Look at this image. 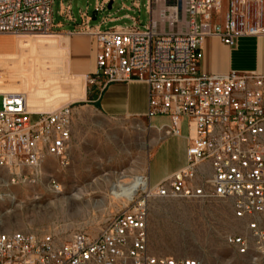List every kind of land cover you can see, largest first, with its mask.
<instances>
[{
  "label": "built area",
  "instance_id": "1",
  "mask_svg": "<svg viewBox=\"0 0 264 264\" xmlns=\"http://www.w3.org/2000/svg\"><path fill=\"white\" fill-rule=\"evenodd\" d=\"M140 1L133 0L129 11H140ZM109 3H97L98 15ZM146 8L145 27L128 16L133 25L106 31L102 25L111 17L91 27L89 7L80 11L79 31L95 40L98 51L89 84L103 91L146 83L148 116L170 118L167 136H180L181 121L188 120L187 165L155 186L148 176L131 178L137 186L129 196L122 182L114 184L110 195L127 201L126 209L96 236L0 234V264H199L150 251L149 206L155 200L231 204L247 235H228L227 244L264 264V75L210 76L199 69L207 38L234 48L242 38L264 37V0H147ZM60 28L53 24V0H0V36H47ZM0 96V169L14 177L12 183H35L49 158L68 168L75 105L36 114L25 95Z\"/></svg>",
  "mask_w": 264,
  "mask_h": 264
},
{
  "label": "crops",
  "instance_id": "2",
  "mask_svg": "<svg viewBox=\"0 0 264 264\" xmlns=\"http://www.w3.org/2000/svg\"><path fill=\"white\" fill-rule=\"evenodd\" d=\"M103 1L97 0V3ZM107 1L114 3L116 0ZM130 8L123 4L122 9L129 11ZM60 15L73 26L66 30L67 37L0 36V40L10 46L7 51H0V94H27L29 110L36 114L51 112L67 99L74 105L84 104L75 107L70 149V166L74 170L70 174L81 169L103 168L105 161V165L122 170L112 173L111 186L124 183L125 180L120 178L123 175L128 179L148 176L152 184V162L166 143L169 147H165V156L171 158L177 146L181 160L166 168L154 181L155 185L183 169L187 165L190 137L188 120L182 119L180 136H167L165 129L171 124L170 118L148 116L149 87L146 83L114 84L103 91L90 85L89 78L97 70L96 42L79 31L81 27L73 15L72 3H62ZM128 16L131 15L122 18ZM122 18L111 17L110 20L115 22ZM59 25L63 28V24ZM63 51H66V58L69 52V64L67 71L61 73L58 65ZM201 54L199 69L203 74L257 71L264 75V37L242 38L234 48L224 45L219 38L210 37L204 41ZM85 108L88 114L82 111ZM91 116L96 117L94 124L87 123ZM159 121L161 125L157 124ZM184 121L187 122V133L182 136ZM122 145H127V149H122ZM83 154H87L88 159H84ZM60 168L59 177L64 178L67 168ZM63 188L58 184L60 191Z\"/></svg>",
  "mask_w": 264,
  "mask_h": 264
},
{
  "label": "rangeland",
  "instance_id": "3",
  "mask_svg": "<svg viewBox=\"0 0 264 264\" xmlns=\"http://www.w3.org/2000/svg\"><path fill=\"white\" fill-rule=\"evenodd\" d=\"M132 1H114L112 10L107 9L99 13L97 21H92L90 26L101 25L105 18H122L129 14L139 21L140 27H145L150 21L146 8L147 0L140 1V11L122 9L123 4L132 6ZM62 3H72L73 15L76 22L81 24L80 11H85L89 7V14L92 16L97 0H53V24H63V28L56 29L53 34L47 36L5 37L49 38L59 35L67 37L66 30L73 26L60 15ZM131 25H133L132 20L122 18L115 22H107L102 25V30ZM9 47L6 41L0 40V51H7ZM60 56L58 71L62 73L67 71L69 52L67 58L66 51H63ZM246 61L249 63L250 59L247 58ZM67 91L70 89L68 88ZM72 103L74 102L67 99L54 110ZM79 106L82 107L84 104L78 103L74 107ZM2 110L3 96H0V111ZM82 111L89 113L87 108ZM37 119V117L32 118L33 121ZM88 119H90L87 122L89 124L96 122L94 116ZM157 124L161 125L162 122L159 121ZM186 133L187 122L184 121L182 136ZM165 147H169V143L162 147L152 162V186L166 168L181 160V153L177 146L171 158L165 156ZM122 149H127V145H122ZM82 157L88 159L87 154H83ZM105 164L104 161L103 168L77 170L76 174H70L74 170L71 165L65 170L66 176L62 178V176L59 177V171L62 170L59 163L56 159L49 158L43 166L42 175L36 179L35 183H23L20 180L17 184L12 183L14 177L8 171L0 169V234L38 231L56 234L63 240L70 239L75 233L98 235L127 206V201L117 200L110 195L114 185L111 186L109 182L113 177L112 173L122 170ZM130 181L131 178L126 179L123 184H128ZM58 184L63 185V191H59ZM148 233L149 249L155 255L189 259L199 264H261L257 257L240 256L227 244L226 236L228 235H247L244 223L235 219L229 203L152 201L149 206Z\"/></svg>",
  "mask_w": 264,
  "mask_h": 264
},
{
  "label": "bare ground",
  "instance_id": "4",
  "mask_svg": "<svg viewBox=\"0 0 264 264\" xmlns=\"http://www.w3.org/2000/svg\"><path fill=\"white\" fill-rule=\"evenodd\" d=\"M2 95H5V96H14V95H25L26 96V98H27V103H28V96H27V94H25V93H18V94H7V93H3ZM124 176V175H123ZM120 179V178H119ZM136 186H137V184H136V182L135 181H130V183H128V184H121V190L126 194V195H130V194H132L134 191H135V189H136ZM116 199V198H115Z\"/></svg>",
  "mask_w": 264,
  "mask_h": 264
},
{
  "label": "water",
  "instance_id": "5",
  "mask_svg": "<svg viewBox=\"0 0 264 264\" xmlns=\"http://www.w3.org/2000/svg\"><path fill=\"white\" fill-rule=\"evenodd\" d=\"M112 6H113V1H111L108 5V10H112ZM93 21H97L98 19V12L97 11H94L93 14Z\"/></svg>",
  "mask_w": 264,
  "mask_h": 264
}]
</instances>
